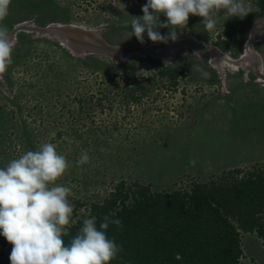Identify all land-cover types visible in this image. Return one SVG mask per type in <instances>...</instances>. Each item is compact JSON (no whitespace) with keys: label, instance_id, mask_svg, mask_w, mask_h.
Here are the masks:
<instances>
[{"label":"rangeland","instance_id":"obj_1","mask_svg":"<svg viewBox=\"0 0 264 264\" xmlns=\"http://www.w3.org/2000/svg\"><path fill=\"white\" fill-rule=\"evenodd\" d=\"M146 3L12 0L2 23L9 31L22 21L72 23L133 49L154 43L145 33L141 44L131 28L132 16H142ZM246 3L254 12L240 19L222 11L212 32L202 17L190 15L178 38L192 36L232 58L249 45L259 56L250 65L261 58L264 72V39L258 42L253 34L264 26V0ZM159 31L167 35L170 29ZM48 37L18 31L13 63L0 74V167L42 143H55L72 164L58 183L71 188L73 220L87 218L89 203L101 201L122 179L156 190H189L194 181L223 171L264 169V81L251 66L249 72L223 66L220 57H211L219 54L212 48L195 49L198 55L177 45L113 58L73 52ZM164 67L177 70L174 83L160 74ZM84 151L90 161L78 165ZM2 237L3 258L12 245L2 244ZM241 241L240 264H264L258 237L242 232Z\"/></svg>","mask_w":264,"mask_h":264},{"label":"clouds","instance_id":"obj_2","mask_svg":"<svg viewBox=\"0 0 264 264\" xmlns=\"http://www.w3.org/2000/svg\"><path fill=\"white\" fill-rule=\"evenodd\" d=\"M11 3L12 0H0V74L13 63L15 37L2 23ZM222 11L231 18L243 19L254 9L246 0H147L142 6L143 15L132 16L131 28L141 44L145 33L152 42L167 44L178 39V29L187 27L190 15L202 17L205 30L212 32ZM161 15L166 22L160 20ZM161 28L170 31L163 35ZM243 54L242 51L237 58H230L237 60ZM250 69L247 67V72ZM89 161L84 151L76 163ZM190 162L195 165L194 160ZM71 167L52 142L42 143L0 167V235L12 245L11 264H111L123 250L106 234L110 224L123 227L114 214L105 215L99 226L94 216L84 219L78 233L65 242L69 226L74 223V205L69 200L71 188L58 181Z\"/></svg>","mask_w":264,"mask_h":264},{"label":"trees","instance_id":"obj_3","mask_svg":"<svg viewBox=\"0 0 264 264\" xmlns=\"http://www.w3.org/2000/svg\"><path fill=\"white\" fill-rule=\"evenodd\" d=\"M174 83L177 70L164 67ZM240 169L193 182L189 190H156L151 184L120 180L87 218L114 214L123 227L109 225L106 234L123 250L111 264H240L241 233L260 240L264 251V169ZM86 218L69 226L70 242ZM2 244L7 240L3 236ZM12 247L0 264H11Z\"/></svg>","mask_w":264,"mask_h":264},{"label":"water","instance_id":"obj_4","mask_svg":"<svg viewBox=\"0 0 264 264\" xmlns=\"http://www.w3.org/2000/svg\"><path fill=\"white\" fill-rule=\"evenodd\" d=\"M18 31H35L39 35L45 33L55 34L58 37L64 38L71 49L76 50L79 53H101L110 57H125L136 52H149V51H161L174 47L177 45H189L195 49L203 50L207 48L217 49L216 47L204 44L202 41L197 40L192 36H186L178 38L175 42L169 41L165 43H150L140 48L128 49L119 45L111 44L101 35L99 29L86 28L80 25L72 23H55L51 22L45 26L38 25H19L17 23L10 30V33L14 36ZM236 61L243 62L244 59L239 58ZM252 67V65H251ZM252 69H254L252 67ZM255 75L264 81V72L260 71L258 67L253 70Z\"/></svg>","mask_w":264,"mask_h":264},{"label":"bare ground","instance_id":"obj_5","mask_svg":"<svg viewBox=\"0 0 264 264\" xmlns=\"http://www.w3.org/2000/svg\"><path fill=\"white\" fill-rule=\"evenodd\" d=\"M17 24V23H16ZM15 24V25H16ZM19 25H32V23L30 22V21H22L21 23H19ZM43 35H47V36H49L48 38H50L51 37V39H53V38H55L56 39V41H59V43L62 45V46H64L65 48H67V49H70V46L68 45V42L64 39V38H62V37H58L57 35H55V34H51V33H45V34H43ZM14 37H15V35H14ZM248 41V40H247ZM250 45H251V43H250ZM185 47H191V46H189V45H187V44H185L184 45ZM192 49L195 51V53H197L198 55H199V53L195 50V48H193L192 47ZM245 51L243 52L244 54L241 56L242 57V59H244L245 60V62H238V61H236V60H232V58H230V56H228V55H222L220 52H218L219 54H211V57L213 58V56H218V57H220V62H221V65H228L229 67H231V68H235V69H237V68H239L240 67V63H243V65L242 66H244V64L246 65V66H244V69L247 71V67H249V66H251L250 64H252V62L251 61H253V60H250V59H253V58H259V56L255 53V52H253L252 51V49L251 48H249V45H248V48H245L244 49ZM70 51H72V50H70ZM74 52V51H73ZM78 53V52H77ZM213 53H215V52H213ZM257 55V56H256ZM201 57H203V56H201ZM240 57V58H241ZM261 57V56H260ZM163 58V57H162ZM216 59V58H215ZM254 62L255 63H253V67L256 69L257 67H259L258 69L261 71V70H263V63H262V61H261V58H260V60L259 61H257V60H254ZM219 68H221V67H219ZM259 81H261V79H258Z\"/></svg>","mask_w":264,"mask_h":264},{"label":"crops","instance_id":"obj_6","mask_svg":"<svg viewBox=\"0 0 264 264\" xmlns=\"http://www.w3.org/2000/svg\"><path fill=\"white\" fill-rule=\"evenodd\" d=\"M255 24H256V23L254 22V24H253V31H254V29L256 28V27H255ZM263 25H264V23H263ZM256 26H257V25H256ZM254 33H255V34H254ZM253 34H254V35H257V38H258L257 41H258V42H259V39H260V38L264 39V26H263L262 28H257V32L254 31ZM254 38H255V37H254ZM263 41H264V40H263ZM244 76H245V75H244ZM243 80H244V81H247V80H248V77H247V76H246V77H243Z\"/></svg>","mask_w":264,"mask_h":264}]
</instances>
